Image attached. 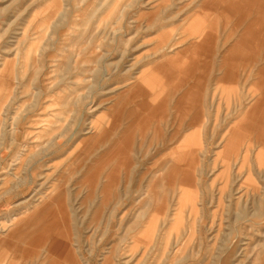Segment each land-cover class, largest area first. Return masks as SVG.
Instances as JSON below:
<instances>
[{"label": "rangeland", "instance_id": "rangeland-1", "mask_svg": "<svg viewBox=\"0 0 264 264\" xmlns=\"http://www.w3.org/2000/svg\"><path fill=\"white\" fill-rule=\"evenodd\" d=\"M230 1L0 0V264H264V42L231 21L261 4Z\"/></svg>", "mask_w": 264, "mask_h": 264}, {"label": "crops", "instance_id": "crops-1", "mask_svg": "<svg viewBox=\"0 0 264 264\" xmlns=\"http://www.w3.org/2000/svg\"><path fill=\"white\" fill-rule=\"evenodd\" d=\"M258 1H259V4H263V5L259 6L258 10L251 13L250 15H246V16L237 13L236 17L232 18L231 21L235 22V24L233 25L234 29L236 27H238L239 25H241L242 22H245L246 25L249 24V27L246 29L243 37H245V35L247 34V36H249V38L252 40L264 42V40L262 39V37L264 36V0H258ZM261 1H262V3H261ZM257 19H258V21H257ZM259 19H261V22H259ZM203 24H204V26L207 25L206 23H203ZM254 27H256L257 29L254 30L253 29ZM233 28L230 29V31H232V35L235 34V31ZM240 42L241 41H239V43ZM239 43L236 46L232 47L231 49L234 48L233 50H237V51L242 52L241 50H243L244 45L239 44ZM261 49L263 50L264 47H262ZM252 50H253V48H252ZM262 59H263V57H262ZM249 61H252V58ZM220 66H221V63H220Z\"/></svg>", "mask_w": 264, "mask_h": 264}, {"label": "bare ground", "instance_id": "bare-ground-1", "mask_svg": "<svg viewBox=\"0 0 264 264\" xmlns=\"http://www.w3.org/2000/svg\"><path fill=\"white\" fill-rule=\"evenodd\" d=\"M225 1H226L228 4H231V3H230V2H231L230 0H225ZM261 3H262V1H261ZM233 5H235V4H233ZM248 5H249V4H248ZM253 5H254V4H253ZM261 5H263V4H261ZM255 7H256V9H258V8H259V5H256ZM229 12L232 13L231 8H229ZM232 51H234V50H232ZM224 64H225V66L229 65V66H231V67H234V65H235V63H231V64H230V63H228V62H225ZM30 246H31V245H30Z\"/></svg>", "mask_w": 264, "mask_h": 264}]
</instances>
